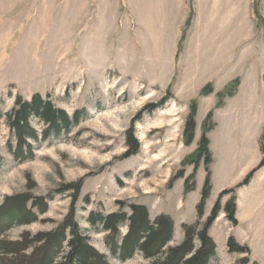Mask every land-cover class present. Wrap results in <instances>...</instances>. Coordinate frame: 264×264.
I'll use <instances>...</instances> for the list:
<instances>
[{
    "label": "rangeland",
    "instance_id": "rangeland-1",
    "mask_svg": "<svg viewBox=\"0 0 264 264\" xmlns=\"http://www.w3.org/2000/svg\"><path fill=\"white\" fill-rule=\"evenodd\" d=\"M263 51L264 0H0V205L6 196L26 192L29 179L36 182L35 195H54L42 217L48 222L17 227L8 237L55 229L72 201L71 194L56 190L85 177L77 203L84 234L112 264H145L140 255L125 263L114 258L106 234L88 223L90 214L114 213L119 201H159L178 218L185 180L173 190L168 183L198 149L209 113L213 127L207 135L218 161L226 137L244 134L259 115V100L249 88L237 101L229 99L241 84L262 79ZM234 54L232 71L242 76L229 80L219 69ZM209 84L213 92L202 95ZM227 91L233 96H224ZM35 94L83 117L71 134L35 144L36 158L21 163L7 149L5 115L17 97L30 100ZM165 97L164 106L133 125L145 106ZM195 101L197 141L186 146L184 130ZM133 126L141 149L124 158ZM185 170L189 177L195 164ZM186 203L183 213L192 220L195 191ZM217 252L210 264H243L250 258Z\"/></svg>",
    "mask_w": 264,
    "mask_h": 264
},
{
    "label": "trees",
    "instance_id": "trees-1",
    "mask_svg": "<svg viewBox=\"0 0 264 264\" xmlns=\"http://www.w3.org/2000/svg\"><path fill=\"white\" fill-rule=\"evenodd\" d=\"M238 82V81H237ZM235 82V87L237 86ZM213 92L209 84L202 91V95ZM233 96L234 93H224ZM223 95H221L222 97ZM168 97L156 104L145 106L139 113L133 125L146 112H153L164 106ZM198 105L193 102L191 112L184 130V144L190 146L195 140L197 128L196 117ZM82 112L70 115L64 109L58 108L48 97L35 94L30 100L17 97L15 106L5 115L6 123L10 131V140L7 143L8 152L16 161L21 163L33 161L36 158L35 144L47 141L51 137L60 138L62 135L71 134L72 130L80 125ZM212 118V112L203 128V135L196 152L182 163V169L173 176L168 188L172 189L178 180L184 182V196L196 189V171L203 163L206 167L207 177L202 191V199L197 207L198 221L193 224L183 225L184 239L177 245H172L175 236V221L171 215L161 214L151 217L148 207L139 203H127L119 201L118 212L104 214L92 212L88 223L95 229L106 234L105 244L112 256L125 263L140 255L145 264H210L217 256V244L210 235V229L219 217L222 210L227 219L234 225H238L237 189L248 185L255 173L264 167V133L262 136L263 159L252 170L242 183L236 187L221 193L210 216L202 221L205 208L212 191L210 165L213 155L210 150L208 133L213 125H208ZM34 122L41 125L40 131ZM129 151L124 158L137 155L141 145L135 137L134 126L127 133ZM3 158L0 155V163ZM195 164V173L186 177L185 167ZM85 177L78 181L64 183L56 190V194H71V205L68 214L56 228L51 231L32 233L24 231L18 240H12L8 234L17 227L30 226L43 220L50 208L54 195H35L36 182L29 179L27 191L8 195L0 205V264H112L105 253L96 249L91 238L84 234L77 220V203L81 197ZM231 196L225 207L222 206V198ZM89 203L88 199L85 201ZM123 228L126 229L123 232ZM231 254H245L249 256L251 251L248 246L241 245L234 237H230L227 243ZM243 264H250V258L246 257Z\"/></svg>",
    "mask_w": 264,
    "mask_h": 264
},
{
    "label": "crops",
    "instance_id": "crops-1",
    "mask_svg": "<svg viewBox=\"0 0 264 264\" xmlns=\"http://www.w3.org/2000/svg\"><path fill=\"white\" fill-rule=\"evenodd\" d=\"M245 15H247L246 17L248 18L247 9ZM234 51H237V47H235ZM236 62L237 58L234 54L224 63L222 69H219V71H222V73L225 75L223 78L233 80L242 76L241 73L238 75L232 71V66ZM240 62L241 65L244 63L245 66L246 62L243 60H240ZM262 64V79L260 80L258 76L256 82H253L252 84L249 83L247 86L241 84L239 87V94L236 97L229 99V101H237V99L241 97V93L243 90H245V88H249L251 90L250 93H255L256 98L259 100L258 108L260 113L255 119H252L249 122V129L242 135L240 134L238 136L226 137L228 138V141L226 142L228 146L223 149V155L219 161L215 156V151L212 148V140L209 136L211 142L210 150L213 155V162L210 165L212 191L206 204L205 214L202 220L203 222L206 221V219L210 216L221 193L242 183L247 175L252 170H254L263 159L262 136L264 133V51ZM226 106H228V102ZM253 128L254 132H252ZM197 135L198 131L195 136V142L197 141ZM206 177V167L202 163L196 171L195 210L191 211L192 220H187L186 217L188 215L185 216L183 211L186 209L185 206H187L186 201L193 192L188 194L185 199L182 196V198L178 201L175 212L178 218L166 211V208H164L159 201L150 202V205L139 203L148 207L152 218H155L161 214H168L173 217L175 221V236L172 243L176 242V240V244H179L183 241L185 237L183 225L193 224L198 221L197 207L202 199V191L205 186ZM230 198L231 196H225L222 198L223 207H225ZM153 210H156V214L152 212ZM236 219L238 221V225L232 224L227 219L224 210L220 212L218 219L210 229V235L217 244V251L219 248H221L223 252L224 250L228 251V240L230 237H234L241 245L249 247L251 251L250 259L253 262L264 264V167L255 173L248 185L237 189ZM219 239L222 246H219Z\"/></svg>",
    "mask_w": 264,
    "mask_h": 264
}]
</instances>
